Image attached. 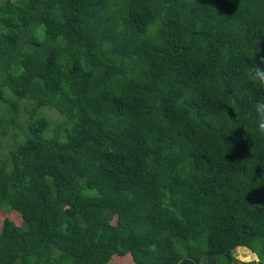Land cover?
<instances>
[{"label":"trees","instance_id":"obj_1","mask_svg":"<svg viewBox=\"0 0 264 264\" xmlns=\"http://www.w3.org/2000/svg\"><path fill=\"white\" fill-rule=\"evenodd\" d=\"M260 56L264 0H0V264H264Z\"/></svg>","mask_w":264,"mask_h":264},{"label":"rangeland","instance_id":"obj_2","mask_svg":"<svg viewBox=\"0 0 264 264\" xmlns=\"http://www.w3.org/2000/svg\"><path fill=\"white\" fill-rule=\"evenodd\" d=\"M47 113L50 115H53V113L47 111ZM2 132L3 135H10V134H4L6 132V129L1 127L0 133ZM0 134V135H2ZM11 142L12 141H6L3 142L2 145H0V155L9 150L11 148ZM1 143V140H0ZM46 198L52 199L51 194L49 191L45 192ZM2 217H10L14 221H19L18 215L16 213H13L6 204H0V221ZM233 255L236 260L246 262L250 260H256L257 256L254 252L250 251L248 248L243 246H238L234 248ZM108 264H132L130 260H128L126 257H120V258H113Z\"/></svg>","mask_w":264,"mask_h":264},{"label":"clouds","instance_id":"obj_3","mask_svg":"<svg viewBox=\"0 0 264 264\" xmlns=\"http://www.w3.org/2000/svg\"><path fill=\"white\" fill-rule=\"evenodd\" d=\"M260 51L261 49H259L257 54ZM247 79L254 84L264 87V56L256 58L254 67L250 68L247 72ZM252 111L255 115L257 131L264 134V100L256 101Z\"/></svg>","mask_w":264,"mask_h":264}]
</instances>
